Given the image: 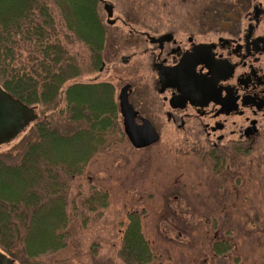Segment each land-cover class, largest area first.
<instances>
[{
    "label": "rangeland",
    "instance_id": "374dc122",
    "mask_svg": "<svg viewBox=\"0 0 264 264\" xmlns=\"http://www.w3.org/2000/svg\"><path fill=\"white\" fill-rule=\"evenodd\" d=\"M106 4L112 6L111 19ZM219 8L217 0H104L101 15L109 43L104 55L106 70L98 74L85 46L66 39L69 34L50 7L57 23L52 41H59L82 71L62 88L61 107H65L64 93L70 85L108 82L118 93L126 82L136 79L132 67L121 64V57L130 55L134 47L120 42L114 60L109 50L111 32L116 39L121 34L123 39H135L126 35L128 28L142 30V25L150 24L163 31L181 21L212 23L214 16L204 12ZM18 54L23 64L40 56L32 47H23ZM32 108L37 120L0 145V159L7 164L17 163L27 144L36 140L37 123L49 121L51 112L41 105ZM62 121L56 117L54 124L64 125ZM160 129V142L140 151L124 136L112 134L82 175L69 183L65 201L70 238L67 248L48 257L47 263L125 264L119 252L129 217L137 214L153 253L149 264H264V140L257 157L228 160L216 168L213 161L195 152L176 127ZM95 192L107 195V206L96 205L90 211L86 201ZM225 243L229 248L218 255L214 247Z\"/></svg>",
    "mask_w": 264,
    "mask_h": 264
},
{
    "label": "trees",
    "instance_id": "16d2710c",
    "mask_svg": "<svg viewBox=\"0 0 264 264\" xmlns=\"http://www.w3.org/2000/svg\"><path fill=\"white\" fill-rule=\"evenodd\" d=\"M103 2L0 0V86L24 105H41L51 112L49 121L37 123L36 140L27 144L17 163L0 159V250L15 264H72L45 261L68 245L66 190L107 146L109 136L125 137L116 123L113 88L107 83L70 85L61 107L62 88L82 71L66 48L52 41L57 23L50 7L69 34L66 39L82 43L97 70L106 30ZM23 47L37 50L39 58L19 62ZM56 117L64 125L54 124ZM213 163L216 168L223 165L219 159ZM86 204L90 211L96 205L105 208L107 195L95 192ZM129 219L119 257L125 264H149L153 253L142 234V220L137 214ZM227 248L226 243L214 247L218 255Z\"/></svg>",
    "mask_w": 264,
    "mask_h": 264
},
{
    "label": "flooded vegetation",
    "instance_id": "af4514ba",
    "mask_svg": "<svg viewBox=\"0 0 264 264\" xmlns=\"http://www.w3.org/2000/svg\"><path fill=\"white\" fill-rule=\"evenodd\" d=\"M217 1L219 9L204 12L216 22L181 21L163 31L150 24L142 25V30L128 28L126 35L135 39H123L122 34L116 39V33L111 32L109 50L114 60L120 42L134 47L130 55L121 57V64L132 67L136 79L126 82L118 93L112 84L100 83L113 88L118 125L124 127L120 95L128 87L136 125L149 122L160 139V127L174 126L199 156L226 164L257 157L262 149L264 0ZM107 37L105 30L98 74L107 67ZM137 57L141 60H135Z\"/></svg>",
    "mask_w": 264,
    "mask_h": 264
},
{
    "label": "water",
    "instance_id": "95a60500",
    "mask_svg": "<svg viewBox=\"0 0 264 264\" xmlns=\"http://www.w3.org/2000/svg\"><path fill=\"white\" fill-rule=\"evenodd\" d=\"M105 11L108 18L111 19L113 17L112 6L106 4ZM128 89L125 87L120 95L124 133L135 149L141 150L151 147L160 141V136L149 122L145 121L140 126L135 124V114L128 101ZM37 118L33 108L16 100L0 87V145L14 139L30 122L37 120ZM0 264H13V262L0 252Z\"/></svg>",
    "mask_w": 264,
    "mask_h": 264
}]
</instances>
